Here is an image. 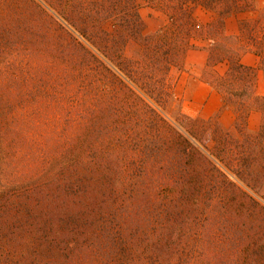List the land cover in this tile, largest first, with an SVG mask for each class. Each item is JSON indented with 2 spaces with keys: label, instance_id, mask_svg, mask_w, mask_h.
I'll use <instances>...</instances> for the list:
<instances>
[{
  "label": "trees",
  "instance_id": "16d2710c",
  "mask_svg": "<svg viewBox=\"0 0 264 264\" xmlns=\"http://www.w3.org/2000/svg\"><path fill=\"white\" fill-rule=\"evenodd\" d=\"M146 1L167 11L174 21V44H166L161 31L144 37L137 0H120L126 10L120 20V28L124 29L114 36V46L124 47L127 36L148 46L149 53L141 67L150 71L136 75L126 60L118 64V70L131 78L149 99L160 102L158 68L179 66L186 49L192 47L191 39L206 37L213 41L209 65L229 61L226 74L215 79L214 85L223 95L224 106L236 113L234 127L222 128L217 118L202 120L183 115L190 136L208 153L178 132H174L173 138H162L158 127L162 120L144 97L131 91L142 106V119L150 118V122L144 123L145 134H136L133 140L144 153L169 148L172 161H180L176 164L179 179L170 198L162 204H150L149 182L156 179L161 186L167 183L168 187L170 179L169 171L165 173L163 168L150 171L156 170L152 162L150 169L145 163V172L140 171L134 185L138 189H126V199L112 191L113 172L108 171L98 180L96 172L83 170L77 174L70 168L72 171L57 183L56 190L48 191L46 197L37 196L42 199L32 204L24 197L0 198L4 209L0 220V264H264V207L232 179L256 192L264 188V97L255 95L258 70L239 61L251 43L259 45L260 38L247 23L243 24L241 36L228 37L223 32V19L249 9L250 0H246L245 7L244 0ZM80 6L82 18L68 19L69 25L105 53L106 43L97 44L91 36L99 35L103 41L107 37L100 31V23L106 20L104 6ZM198 6L217 12L220 19L206 30H198L194 18ZM260 68L264 71V59ZM254 110L263 116L258 133L248 130V118ZM198 124L203 131L197 134ZM138 128L137 125L131 129L137 133ZM210 142L214 146L209 150ZM101 181L109 187L105 189L108 192L99 191V197L85 202L88 187ZM218 194L224 200L214 206L212 197ZM193 199L199 203L192 204ZM203 199L209 203L203 204ZM15 204V210L11 209ZM25 212L27 218L19 217ZM105 214L108 221L103 220ZM212 224L219 230V237L212 232ZM45 227H49V234H40Z\"/></svg>",
  "mask_w": 264,
  "mask_h": 264
},
{
  "label": "rangeland",
  "instance_id": "374dc122",
  "mask_svg": "<svg viewBox=\"0 0 264 264\" xmlns=\"http://www.w3.org/2000/svg\"><path fill=\"white\" fill-rule=\"evenodd\" d=\"M119 1L0 0V198L3 195L12 200L24 197L32 204L42 199L37 196L46 197L48 191L56 190L57 183L73 168L77 174L83 170L96 172L98 180L108 175V171L113 172L112 191L126 199V189H138L134 185L140 171L145 172V163L150 169L152 162L156 170L150 171H169L170 179L168 187L167 183L161 186L156 179L149 182L150 204L167 201L179 179L176 164L180 161H172L169 148L159 153L156 149L144 153L141 145L133 140L136 134H145L144 123L150 122V118L142 119L145 117L142 106L131 91L144 97L162 120L158 124L160 137L170 139L178 132L208 153L190 136L188 123L182 118L176 87L183 56L179 66L163 65L156 71L158 83L154 82L157 89L161 88L160 102L149 99L131 78L118 70V64L126 60L136 75L150 71L141 67L147 59L148 46L128 36L124 47L114 46V36L124 29L120 28V20L126 11L125 4ZM137 2L139 10L151 9L152 3ZM82 4L84 8L91 4L104 6L106 20L100 23V31L107 36L105 42L99 35L92 33L91 36L97 44L106 43L105 53L68 23V19L82 18ZM152 5L162 14V25L155 32L144 28V37L161 31L166 44L173 46L174 21L167 11ZM246 5L244 0L242 6ZM137 125L139 130L135 133L131 128ZM202 127L195 126L197 134L203 131ZM213 146L214 142L208 143L209 150ZM232 179L264 207V188L256 192ZM88 188L85 202L99 197L97 192L109 189L102 181ZM223 200L219 194L212 197L214 206L221 205ZM198 201L193 199L192 204ZM205 203L209 200L203 199ZM16 207L15 204L11 209ZM3 212L0 202V220ZM23 216L27 218V212L19 215ZM109 219L107 214L103 216L104 221ZM211 226L219 237L216 225ZM40 234H49V227L43 228ZM16 235L21 238V234Z\"/></svg>",
  "mask_w": 264,
  "mask_h": 264
},
{
  "label": "crops",
  "instance_id": "0c3cea01",
  "mask_svg": "<svg viewBox=\"0 0 264 264\" xmlns=\"http://www.w3.org/2000/svg\"><path fill=\"white\" fill-rule=\"evenodd\" d=\"M250 2L249 9L234 12L223 19V32L228 37H238L242 35L244 23L255 28V35L260 38L259 45L255 46L251 43L249 48L241 54L239 61L246 67L258 70L255 95L264 97V71L260 68L261 61L264 59V0H250ZM150 7L151 9H140L139 13L144 28L155 32L162 25V14L156 12L153 9L156 7L152 4ZM160 9L164 11V9ZM194 18L198 25L197 29L206 30L217 22L220 16L217 12L198 6L194 11ZM190 44L192 47L186 49L182 57L181 73L176 87L182 112L185 116L193 119L217 118L222 128L232 129L237 120L236 113L233 109L224 106L223 95L214 85L215 79L226 74L229 61L224 59L214 65H209V49L213 45V41L206 37L192 38ZM262 119L260 111H252L248 118V130L251 133H258Z\"/></svg>",
  "mask_w": 264,
  "mask_h": 264
}]
</instances>
